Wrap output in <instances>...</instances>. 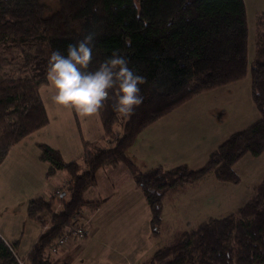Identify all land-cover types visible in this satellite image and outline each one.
Instances as JSON below:
<instances>
[{"label":"trees","instance_id":"16d2710c","mask_svg":"<svg viewBox=\"0 0 264 264\" xmlns=\"http://www.w3.org/2000/svg\"><path fill=\"white\" fill-rule=\"evenodd\" d=\"M0 0V163L12 146L49 122L39 89L47 85L51 51L65 53L88 32L96 33L92 61L95 71L120 50L148 74L147 98L131 114L116 112L108 102L100 110L103 137L114 140L100 150L84 143L78 161L37 144L47 177L64 171L67 183L49 198L27 204V216L41 233L24 260L17 258L19 241L0 237V264H50L45 248L72 224L75 214L99 201L85 192L97 181L100 168L122 163L141 191L154 231L161 225V204L208 174L219 182L238 183L232 167L245 154L264 152V34L255 40L250 67L251 96L259 118L230 134L203 166L179 165L139 170L128 156L143 130L196 94L239 81L247 69L248 27L243 0ZM264 19V14L260 16ZM130 41V43H128ZM119 135H115V129ZM141 264H264V178L251 198L235 212L177 230L169 241Z\"/></svg>","mask_w":264,"mask_h":264},{"label":"rangeland","instance_id":"374dc122","mask_svg":"<svg viewBox=\"0 0 264 264\" xmlns=\"http://www.w3.org/2000/svg\"><path fill=\"white\" fill-rule=\"evenodd\" d=\"M44 1L51 8L57 3L56 0ZM243 2L248 27L246 74L239 81L194 95L153 122L149 130H143L141 138L139 135L128 150L134 151L137 159L135 163L139 168L152 169L160 166L170 169L179 165H187L191 169L200 168L207 161L209 154L230 134L243 130L258 120L259 113L251 96L250 67L255 56L256 37L259 33L264 34V19L259 22L260 16L264 14V0ZM39 93L47 112L48 124L25 138V141L30 143L27 148L10 149L11 152H8L0 163V180H5L9 174L15 173L19 178L14 185L18 182L23 186L18 189V195L14 193L11 199L0 193V225H4L7 231L9 229V234H16L15 239L23 238L22 246L17 250V256L23 259L31 242L40 232L46 231L48 225L40 227L28 218V203L20 195L24 191L32 200L49 198L55 195V191H60L63 195L61 191L68 179L64 171L47 177L48 163L40 159L36 143L58 150L64 161L71 162L79 160L84 143H90L89 148L95 146L100 150H108L112 148L115 138L103 137V127L98 115L82 118L56 107L51 103V92L47 85L41 86ZM177 121L184 126L179 125ZM171 123L174 129H183L184 138H172L169 130ZM196 123L199 125H194ZM190 125L191 127L187 128ZM118 131L116 128L114 134L119 135ZM211 131L216 133L207 144L206 138ZM129 158L131 159L130 156ZM232 169L239 179L238 183L219 182L213 174H208L197 183L187 185L171 199H164L161 204V226L154 231L150 226L146 201L130 177L127 179L124 174L129 176L124 164L115 163L114 168L104 166L97 172L99 177L94 184L96 188L94 189L93 185L85 192L84 197L88 201H104L106 198H111V201L105 207L101 205L99 211L91 207L82 209L83 219L89 223L86 237L94 234L96 238L98 231L103 240L113 236L131 235L130 245H134L135 235V247L130 262L141 264L151 257L154 251L164 246L175 231L187 226L195 227L209 218L225 217L244 205L251 198L254 187L264 178V152L258 157L245 154ZM119 185L121 190L118 189ZM99 190L102 192L100 196ZM121 198L122 201L118 202ZM20 199L24 203H21ZM85 238L72 240L68 245L78 247L90 241ZM67 246L60 248L57 254L68 250ZM94 252L106 255L102 249L93 246L83 251L80 257ZM57 254L51 256L50 264H67L70 261V257H58ZM91 257L94 258L95 264H99L96 254ZM74 264L78 263L74 261Z\"/></svg>","mask_w":264,"mask_h":264},{"label":"clouds","instance_id":"9594fccd","mask_svg":"<svg viewBox=\"0 0 264 264\" xmlns=\"http://www.w3.org/2000/svg\"><path fill=\"white\" fill-rule=\"evenodd\" d=\"M95 37L96 33L88 32L69 44L65 53L50 52L46 81L51 103L82 118L98 115L108 102L114 111L131 115L147 98L144 81L148 74L120 50L113 51L95 71H87Z\"/></svg>","mask_w":264,"mask_h":264},{"label":"crops","instance_id":"0c3cea01","mask_svg":"<svg viewBox=\"0 0 264 264\" xmlns=\"http://www.w3.org/2000/svg\"><path fill=\"white\" fill-rule=\"evenodd\" d=\"M177 122L179 123V125H183L180 121H177ZM194 125H199V123H196ZM150 126L147 127L144 131L149 130L148 128H150ZM188 127H191V125L190 126H187V128ZM169 130H170V133L172 135V138H174V139H179V138H182V137L184 138V131H183V129H181V130L174 129L172 123L169 125ZM214 133H216V132L211 131L209 133L208 137L206 138L207 139V144H208V142H209L210 139H213V137H214L213 134ZM142 134L143 133L140 134L139 138H141ZM25 138H27V137H25ZM25 138L22 139L20 142H18L16 145H14L11 148V150H15V149L17 150V148H18V150L20 148H27V146H29L30 143L27 142V141H25L26 140ZM36 144H39V143H36ZM166 149H167V146L164 143V150H166ZM11 150L9 152H11ZM208 151H210V150L208 149ZM17 152H19V151H17ZM128 155L131 157V160L136 165L137 159H136V156L134 154V151L133 152H130L129 151L128 152ZM80 156H79V158H80ZM75 161L76 160H73L71 162H75ZM67 163H70V162H67ZM105 167L114 168V165L111 164V165H108V166H105ZM138 169L141 170V171L148 170L145 167H142V168H139L138 167ZM13 172H16V171H13ZM124 174L127 176V179H128V177H130L131 182H134L133 181V178H132V176L130 174H129V176L126 173H124ZM65 176H67V175H65ZM98 177L99 176L97 175V179H98ZM18 178L19 177H18L17 174L11 173V174L8 175L7 178H5V180H0V193L6 194L11 199V197H13V194L14 193H17V191H18V189L20 187L21 188L23 187V186L19 185L18 182H17V185H14V182L17 181ZM127 179H126V181H127ZM134 185H135V183H134ZM135 187H136V185H135ZM93 188L95 189L96 186L94 185ZM118 189L121 190V185L118 186ZM100 191L101 190L98 191L99 196H100V194L102 195V192H100ZM17 195H18V193H17ZM20 196L24 197V201L27 202V203L30 200H32V199H29V197H27V193L24 192V191H23V193ZM35 199H37V198H35ZM20 200H21V203H22L23 200L22 199H20ZM93 201H99V203H100L99 206L97 208H95V210L98 209V211H99L100 206L101 205L103 207L107 206V204H109V202L111 201V198H106L104 201L101 200V199H98V200L96 199V200H93ZM120 201H122V198L118 200V202H120ZM92 221H93V218H92ZM8 231L5 229V226L4 225H0V237H1V239L4 242L12 243L15 240H18L19 241V244H18L17 248L15 249V252H16V255H17V250H19L20 247L22 246V239L23 238L20 237L19 239L18 238L15 239V235L16 234L11 235V234H9V233H11V231L9 229H8ZM98 232L96 234V238L94 237V234L93 235L91 234V236H88V237L85 238V239H90V241H88V242H86L84 244H81L78 247L77 246L76 247H74V246H70L69 247V245H68L67 247H69V249L68 250H65V251H62L59 254H57V255H59L58 257H60V256H62V257H66V256L67 257H70V261L67 262V264H74V261H76L78 264H95L94 263V258H92L91 256H93L94 254H96L97 255L96 260L98 261L99 264H105L106 262H108L106 264H133V263L130 262V257H131V253L134 251V247H135V235L133 236L134 245H130V243L132 242L131 235H128V236H126V235H124V236H113L111 239L105 238V240H103L101 238V233L98 234ZM8 234H9V236H8ZM40 234H41V232H40ZM93 237H94V239H93ZM37 238L31 242V244L29 246V250H27V252L25 254V258L27 256V254L29 253L31 247L36 242ZM93 246L97 247V249L98 248L102 249L103 252L106 253V255H104V254L101 255V254H98V253H95L94 252L93 254H90L88 256L83 255V257H80V256H82L81 254H82L83 251H85L86 249H88L90 247H93ZM17 258L19 260H24L23 258H19L18 256H17ZM149 258H150V256L146 260H148ZM146 260H144L143 262H145ZM63 263L66 264V262H63Z\"/></svg>","mask_w":264,"mask_h":264},{"label":"built area","instance_id":"2783aa9c","mask_svg":"<svg viewBox=\"0 0 264 264\" xmlns=\"http://www.w3.org/2000/svg\"><path fill=\"white\" fill-rule=\"evenodd\" d=\"M55 196L60 195V191H55ZM82 211L78 212L74 215L72 224L68 225L63 233L58 237L53 243L49 244L45 248V252L47 255L53 256L54 254H57L63 246H67L69 243H71L72 240L77 239H83L87 236V226L88 222L87 220L84 221V212ZM82 220L84 222H82ZM21 264V263H20Z\"/></svg>","mask_w":264,"mask_h":264}]
</instances>
